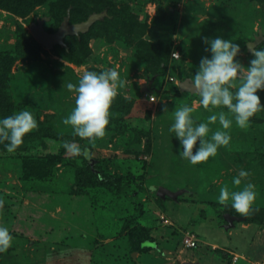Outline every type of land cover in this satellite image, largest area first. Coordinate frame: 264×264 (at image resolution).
<instances>
[{
	"label": "rangeland",
	"instance_id": "1",
	"mask_svg": "<svg viewBox=\"0 0 264 264\" xmlns=\"http://www.w3.org/2000/svg\"><path fill=\"white\" fill-rule=\"evenodd\" d=\"M3 1L0 119L27 110L38 129L15 153L0 144V226L13 236L0 264H264V111L246 129L233 121L229 145L197 165L179 156L180 141L169 132L184 104L198 123L227 112L203 109L198 95L177 86L191 82L201 58L211 57L205 37L238 44L237 59L247 67L253 58L247 44L264 34V0H37L21 8ZM68 12L73 24L103 17L86 33L66 36L68 48L34 38L32 23L47 17L45 29L55 33ZM111 68L127 84L93 147L62 123L75 103L63 85L84 71ZM257 94L264 105V91ZM45 127L58 135L34 139ZM60 135L90 147L92 160L68 155ZM241 169L257 191L258 211L247 217L217 200L225 184L237 190L232 179ZM227 214L236 219L229 222ZM187 238L196 245L186 246Z\"/></svg>",
	"mask_w": 264,
	"mask_h": 264
},
{
	"label": "clouds",
	"instance_id": "2",
	"mask_svg": "<svg viewBox=\"0 0 264 264\" xmlns=\"http://www.w3.org/2000/svg\"><path fill=\"white\" fill-rule=\"evenodd\" d=\"M204 43L210 46L205 51L210 52L211 57L201 58L197 71L191 77V91L198 95L199 105L203 109L213 112L214 109L226 108L227 112H213L206 122L198 123V118L193 115V107L184 104L174 110V122L169 132L174 133L180 141L183 150L179 156L193 165L207 162L210 157L217 155L220 147L229 145V130L233 121L240 129H246L250 126L251 118L264 111L257 94L258 91H264V48L249 44L253 58L245 67L237 59L241 52L238 44L221 37H205ZM126 84L127 80L121 79L120 73L114 68L99 73L84 71L76 83L63 85L69 92L75 93V103L62 123L71 127L73 136L87 140L94 147L98 139L105 137L112 104L119 94L118 90L125 88ZM162 111L168 112L167 107ZM217 122L220 127L213 131L210 125H216ZM36 129L38 122L30 111L13 113L0 119V144H5L8 153H15L23 145L24 137ZM62 147L70 156H82L88 161L93 158L90 147H81L75 141H64ZM250 175V172L241 169L232 179V185L237 190L230 189L227 184L222 186L217 197L218 203L227 207L231 202L235 212L244 217L258 211L253 207L257 191L256 185L248 181ZM3 207L4 200L0 199V210ZM12 242L13 236L8 228L0 226V253L7 252Z\"/></svg>",
	"mask_w": 264,
	"mask_h": 264
},
{
	"label": "water",
	"instance_id": "3",
	"mask_svg": "<svg viewBox=\"0 0 264 264\" xmlns=\"http://www.w3.org/2000/svg\"><path fill=\"white\" fill-rule=\"evenodd\" d=\"M103 17V14H93L91 15L87 20L81 22V23H70L71 14L70 12L67 13V16L64 18V21L58 28V30L55 33H50L45 29V24L49 20V18L44 17L41 19H38L36 23H32L30 26V30L32 32V35L34 38L44 47L47 48H53L56 45H60L62 47L68 48L65 38L68 35L73 36H80L82 33H86L89 31V29L93 26L95 22L100 20ZM264 42V34L260 33L254 41H250L249 44H256V46L260 45ZM249 49V47H248ZM179 88L182 91H191L192 84L189 80H186L184 82H181L179 84ZM162 192V190H160ZM225 218L229 222H233L235 217L229 216L228 214L225 215Z\"/></svg>",
	"mask_w": 264,
	"mask_h": 264
},
{
	"label": "trees",
	"instance_id": "4",
	"mask_svg": "<svg viewBox=\"0 0 264 264\" xmlns=\"http://www.w3.org/2000/svg\"><path fill=\"white\" fill-rule=\"evenodd\" d=\"M37 0H5L3 1L2 3L5 4V5H8L9 3V7H15V8H21L23 5L25 4H28V3H34L36 2ZM39 1V0H38ZM4 5V6H5ZM6 7V6H5ZM8 9H11V8H8ZM118 18L119 21L123 22V21H126V18L123 16V15H117L116 16ZM87 20V19H85ZM84 20V21H85ZM70 23H74V17L71 15V19H70ZM29 41H34L37 45H39L33 37H30L29 38ZM29 41H27L26 43H22V44H18V46H16V48L11 51V53H19L20 51L26 49L28 46H29ZM66 42V41H65ZM67 44V42H66ZM69 45V44H67ZM10 52V51H9ZM177 89L179 92H181L180 88H178L177 86ZM45 134H48V135H58L52 128L50 127H45L43 129H41L39 132H37V134L35 136H33L34 139H36V137H40V136H44ZM60 139L63 140V141H68L69 138L66 137V136H62L60 135ZM251 221V220H250Z\"/></svg>",
	"mask_w": 264,
	"mask_h": 264
},
{
	"label": "built area",
	"instance_id": "5",
	"mask_svg": "<svg viewBox=\"0 0 264 264\" xmlns=\"http://www.w3.org/2000/svg\"><path fill=\"white\" fill-rule=\"evenodd\" d=\"M176 53H178V52H176ZM173 57L178 58L179 57V53H178V55L173 56ZM171 80L174 81L175 79L174 78H171ZM150 97H152L153 99L151 100ZM150 97H149V99L151 101H154L155 100V96L151 95ZM184 244L186 246H188V247H194L196 245V242L192 238H187V239H185Z\"/></svg>",
	"mask_w": 264,
	"mask_h": 264
}]
</instances>
